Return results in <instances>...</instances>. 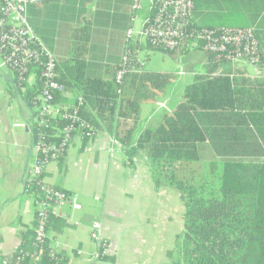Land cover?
Segmentation results:
<instances>
[{
  "label": "trees",
  "instance_id": "obj_1",
  "mask_svg": "<svg viewBox=\"0 0 264 264\" xmlns=\"http://www.w3.org/2000/svg\"><path fill=\"white\" fill-rule=\"evenodd\" d=\"M199 1L194 0V11ZM214 3L205 0L204 5ZM255 6L264 13V0L256 1ZM196 22L193 12L192 31L228 29ZM255 31L261 67L264 28ZM146 48L171 55L175 52L150 45ZM129 50L134 53L135 48L129 46ZM208 55L206 74L192 77L183 89L182 101L159 122L140 130L137 137L122 136L121 128L127 121L138 122L144 102L166 94L174 85V74L129 72L118 83L116 75L123 59L110 81L89 74V64L83 59L59 60L57 81L73 97L55 93L54 103L77 106L80 118L95 133L105 129L120 145L131 146L130 155L144 154L156 189L170 187L178 193L184 230L176 236L174 249L167 252L166 264H264V78L251 79L239 72L232 79L212 77L227 63ZM3 72L12 75L9 94L22 100L28 115L30 144L35 146L39 133L48 144L61 143L59 133L71 121L59 119L39 128L33 101L41 94L40 85L25 87L10 67ZM80 134L86 147L87 133L81 130ZM39 192L37 185L26 190L35 200ZM38 221L35 213L32 227L21 235L20 246L4 264H70L69 257L52 253L51 246L53 237L69 228L68 221L49 213L43 243L37 239ZM98 261L115 260L100 253Z\"/></svg>",
  "mask_w": 264,
  "mask_h": 264
},
{
  "label": "crops",
  "instance_id": "obj_2",
  "mask_svg": "<svg viewBox=\"0 0 264 264\" xmlns=\"http://www.w3.org/2000/svg\"><path fill=\"white\" fill-rule=\"evenodd\" d=\"M133 1L41 0L39 6L31 9L35 21L32 27L58 61L83 59L89 64V74L104 81L111 80V73L120 66L128 46H133L134 53L145 62L143 70L134 73L152 72L148 71V60L144 57L145 45L137 35L128 41V31L137 32L142 24L133 10ZM256 1L263 0H214L211 7L204 5L205 0L199 1L194 11L196 23L229 29L264 28V13L255 6ZM204 14H218L226 19L209 21ZM236 16L245 20L231 19ZM177 54L189 56L186 72L154 73L174 74L175 82L184 74L190 80L206 74L210 63L208 53L184 47L172 56ZM256 70L242 62L233 68L225 67L221 75H214L220 71L219 67L212 77L232 79L239 72L255 79ZM11 79V74L0 73V264L18 249L21 235L32 227L36 213L34 198L26 193L33 155L32 149L29 159L33 145L29 144L30 135L26 132L28 115L18 96L15 100L19 108L13 111L14 98L8 91ZM172 87L165 95H158L141 106L142 111L145 104L151 106L163 98L162 109L147 112L144 119L141 115L137 123L125 122L121 135L137 137L143 129L141 125L148 127L153 125L152 121L159 122L177 101H182V94L180 100H174ZM114 140L104 129L86 147L82 141L77 142L61 161L47 167L44 180L77 195L81 205L80 210L64 209L63 218L70 226L63 234L53 237L51 246L69 257L70 264H166L167 252L174 249L176 236L184 230L179 195L170 187L157 190L147 157L142 153L130 155L131 146L124 147ZM94 222L101 224L106 255L115 261L95 260L96 247L91 237Z\"/></svg>",
  "mask_w": 264,
  "mask_h": 264
},
{
  "label": "built area",
  "instance_id": "obj_3",
  "mask_svg": "<svg viewBox=\"0 0 264 264\" xmlns=\"http://www.w3.org/2000/svg\"><path fill=\"white\" fill-rule=\"evenodd\" d=\"M40 3L41 0H0V73L10 67L25 87L40 85L41 94L33 101L37 106L35 122L39 128L48 127L52 121L59 119L71 121L59 133L62 137L61 143L48 144L44 134L39 133V139L33 147L26 190L28 192L32 185L39 186L38 199H34L39 220L36 233L38 241L43 243L49 213L64 217L63 211L67 207L81 209L77 195H71L44 180L47 167L50 163L58 162L70 147L83 140L81 130L86 131L88 144L95 138L96 133L80 118L77 106L54 103L55 93L68 99L73 96L57 81L58 60L36 34L30 22L31 7L39 6ZM194 8V0H134V12L146 11V16L139 31H128V41L137 35L143 45L166 51H178L184 47L200 49L215 55L217 62L227 63V66H221L220 71L214 75H221L225 67L233 68L246 62L256 67L258 78H264V66H259L260 43L255 29L192 31L190 26ZM144 66L145 62L132 53L128 46L116 80L122 83L127 73L141 72ZM78 102H82V99L78 98ZM29 195L34 198L33 194ZM91 237L96 247L94 258L98 260L100 253H107L99 222L93 223ZM52 253L57 252L52 249Z\"/></svg>",
  "mask_w": 264,
  "mask_h": 264
},
{
  "label": "rangeland",
  "instance_id": "obj_4",
  "mask_svg": "<svg viewBox=\"0 0 264 264\" xmlns=\"http://www.w3.org/2000/svg\"><path fill=\"white\" fill-rule=\"evenodd\" d=\"M138 15L143 20L146 16V11L138 12ZM204 17L206 18V20H209V21H220V20L226 19L223 16H219L218 14L216 15L204 14ZM231 19H235L238 22L241 20L242 21L245 20V19H240L238 16L233 17ZM30 22L31 23L35 22L33 13L30 14ZM40 38L42 39V37ZM144 57H146L148 60V71H152V72H174L176 70H179V71L184 70L186 72V70L190 66L189 56L187 55L177 54V55L172 56L170 54H165L161 51L149 50L145 48ZM189 80H190V77L187 74L186 75L184 74V76L179 77L178 81L175 82L174 86L172 87L175 101L178 99L180 100L183 87ZM164 101L165 100L163 98H160L158 101L152 102V104H150L151 106H147L148 104H145V106H143V110L141 111V115L143 119L145 118V115L147 114V112H154L156 110L162 109V104L164 103ZM12 105H13V111L14 112L17 111L19 107L15 99H13ZM152 122L154 125L156 122H158V120L156 122L155 121H152ZM141 126H143V128L145 127V125H141ZM17 130L18 128H16V131Z\"/></svg>",
  "mask_w": 264,
  "mask_h": 264
},
{
  "label": "water",
  "instance_id": "obj_5",
  "mask_svg": "<svg viewBox=\"0 0 264 264\" xmlns=\"http://www.w3.org/2000/svg\"><path fill=\"white\" fill-rule=\"evenodd\" d=\"M26 132H27V133L30 132V130H29V123L26 124ZM32 149H33V146L30 147L29 159H30V157H31Z\"/></svg>",
  "mask_w": 264,
  "mask_h": 264
},
{
  "label": "flooded vegetation",
  "instance_id": "obj_6",
  "mask_svg": "<svg viewBox=\"0 0 264 264\" xmlns=\"http://www.w3.org/2000/svg\"><path fill=\"white\" fill-rule=\"evenodd\" d=\"M30 144V143H29Z\"/></svg>",
  "mask_w": 264,
  "mask_h": 264
}]
</instances>
